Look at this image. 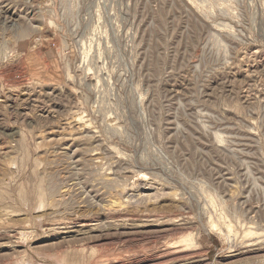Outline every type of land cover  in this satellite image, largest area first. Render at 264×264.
Returning <instances> with one entry per match:
<instances>
[{
    "label": "rangeland",
    "instance_id": "obj_1",
    "mask_svg": "<svg viewBox=\"0 0 264 264\" xmlns=\"http://www.w3.org/2000/svg\"><path fill=\"white\" fill-rule=\"evenodd\" d=\"M0 264H264V0H0Z\"/></svg>",
    "mask_w": 264,
    "mask_h": 264
}]
</instances>
